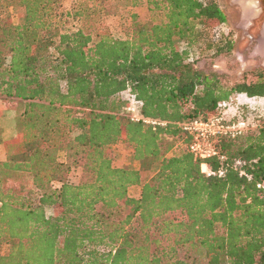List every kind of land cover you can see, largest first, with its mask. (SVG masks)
<instances>
[{
	"label": "trees",
	"instance_id": "1",
	"mask_svg": "<svg viewBox=\"0 0 264 264\" xmlns=\"http://www.w3.org/2000/svg\"><path fill=\"white\" fill-rule=\"evenodd\" d=\"M86 1L65 10L60 0H0L22 8L20 22L0 18V100L22 104L0 160V264H264V118L218 139L225 159L207 163L223 176L201 171L179 125L235 93L264 96V68L227 82L198 64L201 42L215 56L232 44L207 31L226 21L218 0H126L145 2L149 17L132 12L125 37L105 24L107 0ZM125 89L143 115L168 123L131 120ZM119 142L127 166L113 164ZM60 150L84 155L79 182L69 179L77 160Z\"/></svg>",
	"mask_w": 264,
	"mask_h": 264
},
{
	"label": "rangeland",
	"instance_id": "2",
	"mask_svg": "<svg viewBox=\"0 0 264 264\" xmlns=\"http://www.w3.org/2000/svg\"><path fill=\"white\" fill-rule=\"evenodd\" d=\"M76 1L86 0H60L61 9H71L74 4H77L75 3ZM218 2L225 13L226 21L208 28L207 31L213 40L223 36L230 37L232 44L228 51H223L215 56L212 54L213 48L208 45L209 43L207 41L201 42L200 48H195L197 54L200 52L201 55L198 64L205 70H216L222 73L224 80L227 82L240 80L243 77L246 80L254 79L256 77L254 73H256L257 69L264 68V44L260 45L257 41L259 26L264 20V12L258 17L261 10L259 7L260 1L218 0ZM125 3L126 0H107L105 2L106 7L114 11V13L105 17L104 21L110 32L116 37H125L130 30L132 12H136L141 20H146L149 17L148 5L145 2L140 3L135 8H131ZM2 17H9L16 23L20 22L22 8L0 4V18ZM76 25L71 19L66 23V26L75 27ZM216 28L221 33L218 38L214 36ZM178 43L180 47L184 46L183 42ZM230 99L236 103H241L240 114H244V111L249 109L251 114L264 118V96L235 93ZM21 109L22 104L20 102L0 100V155L2 154L3 157H5L4 143L17 134L18 129L15 120ZM112 151L114 165L127 166L131 163L130 150L123 142L117 143ZM57 155L62 160H77V163L71 168L70 181L76 183L84 178L83 154L75 153L70 155L65 150H60ZM9 183L12 182L10 181ZM30 190L31 196H35L39 192L34 186ZM139 192L140 185H132L128 189V194L132 197H138ZM48 212H53V210L48 209ZM1 251L6 252L7 245H3Z\"/></svg>",
	"mask_w": 264,
	"mask_h": 264
},
{
	"label": "built area",
	"instance_id": "3",
	"mask_svg": "<svg viewBox=\"0 0 264 264\" xmlns=\"http://www.w3.org/2000/svg\"><path fill=\"white\" fill-rule=\"evenodd\" d=\"M220 34V31L216 28L214 36L218 38ZM120 96L124 101L122 111L131 120L141 121L152 128L165 126L168 123L164 119L143 115L141 113L142 102L129 89L121 91ZM240 105L241 103H236L228 98L218 102L216 113L210 117H196L179 123L182 130L190 136V141L186 146L187 149L201 160L200 169L207 176H223L225 174L224 167L215 170L207 163V160L213 157L221 161L225 159V155L220 153L217 147L218 139L221 137L235 139L255 128L259 123V116L251 114L249 109L244 111V114H240ZM242 165L243 161L241 159H236L233 164L239 175L250 179L251 174ZM256 185L264 192V181H260Z\"/></svg>",
	"mask_w": 264,
	"mask_h": 264
},
{
	"label": "crops",
	"instance_id": "4",
	"mask_svg": "<svg viewBox=\"0 0 264 264\" xmlns=\"http://www.w3.org/2000/svg\"><path fill=\"white\" fill-rule=\"evenodd\" d=\"M257 41L258 43L261 45V44H264V24L262 26L259 27V31H258V36H257ZM259 55L261 56V54L259 53ZM263 97V96H262ZM4 157L3 155L1 154L0 155V159L2 160ZM118 166V165H117Z\"/></svg>",
	"mask_w": 264,
	"mask_h": 264
},
{
	"label": "flooded vegetation",
	"instance_id": "5",
	"mask_svg": "<svg viewBox=\"0 0 264 264\" xmlns=\"http://www.w3.org/2000/svg\"><path fill=\"white\" fill-rule=\"evenodd\" d=\"M260 1V13H259V15H258V17L264 12V0H259ZM251 23V22H250ZM264 24V20H262V24H261V26ZM260 27V26H259ZM259 31V30H258Z\"/></svg>",
	"mask_w": 264,
	"mask_h": 264
}]
</instances>
